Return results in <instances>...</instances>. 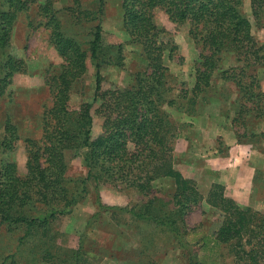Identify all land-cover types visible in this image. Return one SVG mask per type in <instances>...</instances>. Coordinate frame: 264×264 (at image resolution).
I'll list each match as a JSON object with an SVG mask.
<instances>
[{
	"label": "trees",
	"instance_id": "trees-1",
	"mask_svg": "<svg viewBox=\"0 0 264 264\" xmlns=\"http://www.w3.org/2000/svg\"><path fill=\"white\" fill-rule=\"evenodd\" d=\"M33 1L7 0L5 8L0 10V96L5 94L13 76L25 69V61L9 53V48L19 14ZM52 3L53 0L41 2L39 14L46 18L45 25L51 30L50 42L63 59L59 71L46 78L53 105L44 115L41 138L29 140L32 148L25 173L18 171L16 162L4 159L0 151V221L10 225L26 224L28 232L33 227L47 231L53 219L69 212L77 196L86 192L87 181L92 179L97 187L98 206V211L88 221V225H92L105 210L125 209L108 206L102 201L101 184L133 187L150 196L153 182L169 177L176 184L171 200L175 212L154 213L156 197L147 200L143 211H129L136 218L167 226L185 246L177 218L199 204L203 195L196 182L185 177L174 163L173 142L178 136L177 126L164 106H171L189 94V101L195 103L212 85L224 54L229 52L235 54L236 62L244 63L222 72L224 79L234 80L246 94V104L240 110L250 112L262 107L264 91L259 78L247 68L264 67V42L260 44L252 32V21L242 10L243 0H122L123 22L130 42L141 46L148 62L125 87L113 83L104 87L102 74L103 66L123 65V44L105 46L100 23L95 26L90 40L79 39L64 29ZM259 5L260 1L252 0L254 15L258 14ZM158 11L164 12L174 24L188 25L189 35L199 52L194 67V85L190 90L181 88L173 98H168L172 91L167 82L165 52L168 51L172 58L177 44L170 31L157 22ZM89 57L96 70L94 97L74 105L72 92L88 70ZM245 68L246 82L243 78ZM236 69L240 72L233 73ZM96 104V112L103 118V124L101 132L93 136ZM238 118L234 120L239 121ZM251 135L259 134L253 132ZM260 135L264 136V132ZM7 139L6 135L0 143L4 148ZM68 151L80 154L88 167L81 190L75 193H70L66 185ZM224 189L222 184L214 183L206 198L222 213V220L214 231V241L229 245L237 257L250 264H264V213L242 208L225 195ZM86 234L83 232L80 236L79 248L74 251L75 264H81ZM23 238H19L18 247ZM193 256L191 264H202ZM14 257L13 254L6 256L1 264H20Z\"/></svg>",
	"mask_w": 264,
	"mask_h": 264
},
{
	"label": "rangeland",
	"instance_id": "rangeland-1",
	"mask_svg": "<svg viewBox=\"0 0 264 264\" xmlns=\"http://www.w3.org/2000/svg\"><path fill=\"white\" fill-rule=\"evenodd\" d=\"M44 1L34 0L18 16L9 53L24 60L25 69L13 76L5 94L0 96V143L6 135L8 138L5 148L0 145L1 156L16 162L20 173L27 171L29 150L32 148L29 140L41 138L44 115L53 105V96L46 78L56 74L63 62L50 42L51 30L45 25L46 18L39 14V5ZM258 1L261 2L257 6L258 14L249 18L253 20L252 32L261 44L264 42V0ZM6 4L7 0H0V10ZM52 5L58 12L57 16L64 29L79 39L90 40L95 26L100 23L105 46L123 44V65L110 64L102 67L104 87H109L111 83L120 87L128 86L135 80L136 73L144 70L148 62L141 46L130 42L123 22L122 0H53ZM249 6L243 0L242 10L247 16ZM82 10L85 13L81 14ZM156 20L170 31L177 44V51L172 58L168 56V51L165 52L167 82L172 91L168 98H173L181 88L190 90L194 85V67L199 52L189 35L188 25L172 23L162 11L157 12ZM1 58L0 52V60ZM87 64L88 70L78 80L72 92L71 102L74 105L91 101L94 97L96 70L90 57ZM243 64L236 62L234 53H225L212 85L205 89L195 103L189 101V94L179 98L171 106H164L177 126L178 136L173 142L174 163L196 182L198 188L201 173L198 165L194 159L184 161L186 154L183 144H178L179 136H184L193 141L191 145L195 146V141L198 142L202 135L196 125L206 123V131L217 136V141L222 146L226 144L224 137H229L228 134L234 130L240 134L239 140H251L254 145L264 147L260 142L264 137L260 135L264 132V101L259 110L241 111V106L246 104V94L234 80L222 77L224 70ZM247 69L248 72L257 74L264 91V67L250 66ZM234 72L238 73L240 70L236 69ZM243 78L246 82V68ZM183 94L182 92V96ZM97 107L98 104L93 108V136L101 132L103 124V118L96 112ZM235 117H239V121H235ZM221 131L223 135L219 137L218 132ZM253 132L259 135L252 136ZM229 148V145H225L224 150ZM66 160V185L70 193L79 192L82 180L88 174L86 162L80 154H73L71 151L66 153ZM175 189V181L169 177L154 181L150 196L133 187L117 188L110 183L101 184L99 191L102 201L108 206L125 209L105 210L98 221L88 225L90 216L98 211L97 187L94 180L90 179L87 181L86 192L77 196L68 213L53 219L47 231L33 227L28 232L26 224L10 225L0 221V264L10 254L20 264H75L74 251L79 248L83 232L87 234L81 264H191L192 255L202 264H250L246 259L237 257L229 245L214 241V231L222 220V213L204 198L187 213L181 214L180 219L177 218V226L185 246L167 226L150 219L136 218L129 211H143L147 200L156 197L154 213L161 215L175 212L171 201ZM39 206L43 208L44 205ZM21 236L24 238L18 247Z\"/></svg>",
	"mask_w": 264,
	"mask_h": 264
},
{
	"label": "crops",
	"instance_id": "crops-1",
	"mask_svg": "<svg viewBox=\"0 0 264 264\" xmlns=\"http://www.w3.org/2000/svg\"><path fill=\"white\" fill-rule=\"evenodd\" d=\"M246 2L250 5V10L246 12L252 18V0ZM251 21L253 22L252 19ZM205 124L196 125L202 135L198 142L195 141V146L191 145L193 141L184 136L178 138V144H183L184 154L188 157L184 156V161L194 159L201 172L198 185L204 200L206 201L212 185L219 183L225 187V195L242 208L264 213V147L254 145L251 140H239V133L234 130L228 134L229 137H224L226 144L222 146L217 141V136L206 131ZM218 133L219 137L223 135V131ZM260 142L264 146V137ZM225 145H229V150H224ZM182 173L185 177H190L183 171Z\"/></svg>",
	"mask_w": 264,
	"mask_h": 264
}]
</instances>
